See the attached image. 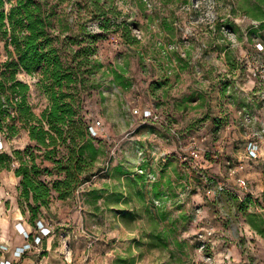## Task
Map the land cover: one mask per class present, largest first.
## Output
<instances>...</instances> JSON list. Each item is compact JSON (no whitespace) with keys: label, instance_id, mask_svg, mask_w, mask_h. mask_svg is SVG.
I'll return each instance as SVG.
<instances>
[{"label":"rangeland","instance_id":"1","mask_svg":"<svg viewBox=\"0 0 264 264\" xmlns=\"http://www.w3.org/2000/svg\"><path fill=\"white\" fill-rule=\"evenodd\" d=\"M48 1L65 23L70 20L76 24L74 29L85 23L88 32L105 34L95 55L105 65L98 75L104 85H110L104 71L113 64L125 65L128 78L137 85L124 95L114 91L106 103L99 90L86 97L85 110H91L94 120L102 122L105 152L92 169L91 179L69 199L52 198L35 224L28 208L24 214L19 202L20 178L13 170L0 171V229L7 219L13 230L27 223L33 231L25 242L33 248L21 258L11 252L13 261L34 257L38 264H264V0ZM16 3H7V10ZM101 10L120 11V17L115 18L118 22H113L130 25L141 42L126 43L123 27L103 32ZM60 17L56 18L58 26ZM68 33L75 32H65L61 39ZM6 43L7 39L0 38V61L8 59ZM64 45V55L70 56L71 48ZM19 77L31 85L35 110H44L50 101L37 85L38 76L21 71ZM149 86L161 98V106L154 105L173 130L166 143L184 144L182 154L173 157L187 155L190 159L197 150L200 155L193 158L199 166L188 171L193 185L186 194L163 204L142 199L141 186L130 187L136 195L129 203L135 212L127 223L95 191L121 161L135 166L133 161L142 156L131 153L135 145L132 133L139 121L137 115L143 116L145 111V103L138 97L151 101ZM110 88L108 93L113 91ZM183 101L189 107L182 113L174 111ZM123 104L130 106L131 120ZM191 124L197 133L188 131ZM191 133L198 135L195 143ZM0 139L5 143L2 150L9 153L30 145L25 132L13 138L0 133ZM250 141L260 146L257 158L249 157ZM234 168L238 172L231 174ZM238 177L247 180V189L239 186ZM43 178L52 182L55 176ZM218 182L228 190L211 193ZM238 195L251 200L243 206ZM160 205L168 213L167 222L148 218L149 211H157ZM16 207L22 211V219L14 216ZM182 213L186 218H180ZM40 220L51 226L53 233L50 239L42 236L38 243ZM17 238L24 241L22 236Z\"/></svg>","mask_w":264,"mask_h":264},{"label":"trees","instance_id":"2","mask_svg":"<svg viewBox=\"0 0 264 264\" xmlns=\"http://www.w3.org/2000/svg\"><path fill=\"white\" fill-rule=\"evenodd\" d=\"M12 1L0 0V38L7 39L8 53V59L0 61V133L13 138L25 132L30 145L26 149H14L12 153L0 149V171L13 170L20 178L19 202L24 214L25 207L28 208L31 222L35 224L52 198L69 199L91 179L92 169L105 152L106 136L92 134L91 126L96 120L84 105L92 90H99L104 98V84L98 75L105 65L95 55L97 44L105 34L88 32L85 23L80 24L79 30L74 29L76 24L70 20L65 23L48 0H17L8 11L6 5ZM100 13L103 32L112 31L113 26L123 27L126 43L141 42L133 35L130 25L113 22L120 17V11L101 10ZM73 30L74 34L68 33L61 39V34ZM64 44L71 48L70 56L64 55ZM125 67L109 65L104 74L128 87ZM21 71L38 76L37 85L49 98L50 103L41 114L31 102L30 83L19 77ZM44 176H55V179L48 182ZM223 186L224 189L220 188L218 182L215 190L210 191L223 193L228 190ZM95 193L101 198L98 190ZM237 198L243 206L251 200L249 196Z\"/></svg>","mask_w":264,"mask_h":264},{"label":"crops","instance_id":"3","mask_svg":"<svg viewBox=\"0 0 264 264\" xmlns=\"http://www.w3.org/2000/svg\"><path fill=\"white\" fill-rule=\"evenodd\" d=\"M117 65L119 66L122 64H117ZM126 76L128 77V73H126ZM113 79L114 77L111 76L110 85H109L111 86L110 90L113 91L108 93L107 89L109 86L104 85L103 87L104 98L103 97L102 98L105 99L104 103H106L108 96H110L109 94L114 93V91L124 95V93L127 90L134 88V85L136 84V83L134 84L132 78L127 79L128 80L127 82L129 83L128 87L119 84L116 81H112ZM159 85L161 84L159 83ZM148 88H150V86ZM150 89L151 90H148V92H149V96H151V101L147 98L140 96L138 97L137 100L142 102V104L144 102L145 103L144 106L142 105L143 108L145 110H152L155 114V117L145 119L141 114L140 116L137 115L139 117V121L134 129V132L132 133L134 138L133 141L135 140L134 142L135 145L132 148L131 153L137 155V152H140L142 153V156L136 158V160L133 161L136 167L133 166L129 161L128 162L121 161L118 167L119 166L123 167V170H119L118 167L115 166L117 167V169L114 170L115 172L112 174V176L108 178L106 181H102L104 182L102 184V188L97 189L99 191V195L101 196V198H103L102 202L105 205H107V203H110L109 206L111 207L112 211L127 223H129L128 221H131L134 218V212H135L134 207L133 206L130 207L129 204V203H133V200L136 198L135 191L133 192L132 188L130 191V187H133L135 189L137 185L141 186V188L144 191L142 199L151 202H160L163 204L168 200H171L172 198H175L182 194H186V192L189 190L188 187L193 185V182L190 181L188 177V171L189 169H193L192 171H194V169L196 170L199 166L196 159L193 158V155H191L190 159H188L187 155L185 156L182 155V159H179L176 156L173 157V155H176L177 153L182 154L181 150L182 148H184L183 146L184 144L182 141H180L181 146H177L176 144L174 146H171L166 143V141L168 140L170 141L167 135L168 136L171 135L173 130L170 129L171 126L168 125L169 121L167 120L165 115L163 116V114L159 112L160 110L158 108L161 106L160 103L161 98L157 96V92L155 91V88L152 87ZM143 98L146 100H144ZM154 104H156L158 108ZM188 107H189L188 102L183 101L181 103L176 104L174 111H176L177 113L178 112L182 113V111H184V109ZM123 108L127 112L126 114L127 118L129 117L128 119L131 120L129 113V110H131L129 109L130 106L126 107L123 104ZM155 110L158 113H155ZM42 112L43 110L37 113L41 114ZM104 117H106V114H104ZM164 119L166 120V122H162V120ZM145 120H147L146 123ZM184 122L185 121H183V123ZM187 122H189V120ZM193 124L187 125L189 128L188 131L192 133L195 132L197 133V130L194 131ZM197 136L198 135L196 134H193L191 136L192 143L196 142ZM178 139L180 140V138ZM144 148H146L147 152H145ZM186 161L188 163H185ZM184 163L187 166L184 167L183 166ZM207 164H211V161L207 160ZM202 166H208V165L202 163ZM135 169L141 170L140 171L141 173L139 172H137V174L133 173ZM107 182H111V183H107ZM126 187L127 190L125 191ZM192 191L193 190H191V193ZM13 214L17 219L23 218V213L18 207H16V210L13 212ZM164 217L168 218V213H166V211L162 209V205L157 207V211L150 210L148 213V218L155 222L156 221L167 222V219L165 220ZM180 218H186L185 213L184 214L182 213V215H180ZM21 225L28 232H30V234L33 233L31 227L28 226L27 223L25 224L21 223ZM17 236L19 237L22 236L24 241L20 242ZM50 238L51 237H49L48 239ZM25 242H27V238L24 236V234L20 232L18 228L13 230L10 221L5 219L3 223V229H0V258L13 261L15 255L13 253L11 254V252L16 253L18 249L20 250L21 247L25 245ZM4 245L8 246L7 250L3 249ZM47 245L49 247V243ZM14 264H38V263L34 257H31L29 258V260H26V262L23 259H17V260L15 259Z\"/></svg>","mask_w":264,"mask_h":264},{"label":"built area","instance_id":"4","mask_svg":"<svg viewBox=\"0 0 264 264\" xmlns=\"http://www.w3.org/2000/svg\"><path fill=\"white\" fill-rule=\"evenodd\" d=\"M135 112H139L138 109L135 110ZM143 116L145 119H148L150 117H155V115L153 114L152 110H145L143 112ZM102 122L100 120H97L92 126H91V132L94 136L97 135H103L102 134ZM4 147L3 141L0 139V149H2ZM259 150H260V146L256 141H250L249 145H248V154L249 157L253 158H257L259 155ZM192 155L194 157H198L200 155V152H198L197 150H193L192 151ZM238 171L236 168L232 169L231 174H236ZM238 184L240 187H242V189H247L248 188V182L245 178H237ZM220 188L224 189V186L222 184H220ZM39 231L41 232V235L37 237V242L40 243L42 240V236H50L53 233V229L51 226H47L43 220L39 221ZM18 229L20 232H22L24 234V236L29 239L31 237L30 232H28L21 224L18 226ZM33 248L32 244H25L23 247H21V249L16 251V256L21 258L23 257V255L27 252V250ZM3 249L7 250L8 246L4 245ZM15 261L12 260H6V259H1L0 258V264H14Z\"/></svg>","mask_w":264,"mask_h":264}]
</instances>
